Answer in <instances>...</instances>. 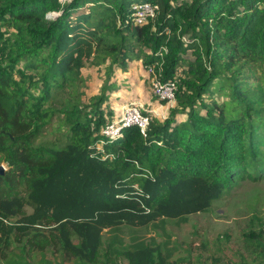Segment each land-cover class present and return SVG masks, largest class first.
Listing matches in <instances>:
<instances>
[{"label":"trees","instance_id":"obj_1","mask_svg":"<svg viewBox=\"0 0 264 264\" xmlns=\"http://www.w3.org/2000/svg\"><path fill=\"white\" fill-rule=\"evenodd\" d=\"M143 2L159 6L158 18L126 24ZM108 60V79L142 61L177 93L164 121L150 114L145 135L126 128L100 147L114 120L101 105L117 86L86 104L82 70ZM59 115L65 143L38 146ZM1 164L5 264H176L160 245L119 249L104 232L185 221L239 183L264 180V0H0ZM246 239L240 262L212 264H264V231Z\"/></svg>","mask_w":264,"mask_h":264},{"label":"rangeland","instance_id":"obj_2","mask_svg":"<svg viewBox=\"0 0 264 264\" xmlns=\"http://www.w3.org/2000/svg\"><path fill=\"white\" fill-rule=\"evenodd\" d=\"M55 17L52 16L50 20ZM82 34L83 32L79 36ZM70 40L69 46L76 45V33ZM86 49L87 53H92L91 48ZM146 53L150 54L149 51ZM109 64L110 60L102 66L85 61L82 74L87 86L84 88L86 96L83 102L88 104L91 97L99 98L105 94V87L111 82L117 89L114 94L107 93L109 100L101 105L105 113L109 107L116 118L121 114L122 107L129 103L148 107L147 103L154 97L148 84L150 75L144 63L142 61L131 63L127 73L115 67L111 78L108 79L106 67ZM62 97L67 98L68 95ZM159 102L161 105H157L156 111L151 114L164 121L171 106ZM62 119L63 116L59 115L46 126L37 142L38 146L53 142L65 143L67 129H59ZM178 119L182 120L183 117ZM102 145L101 143L100 147ZM27 212L31 213L32 209L28 207ZM261 229L264 231V180L259 183L251 181L239 183L227 200L215 202L207 213L191 215L185 221L162 219L143 228L123 226L118 230H106L103 240L119 249L141 244L160 245L165 253L170 255L169 261H176V264H187L191 260L200 264H212L214 259H221L222 262H240L242 256H247L246 250L249 247L246 234L251 230L259 233ZM14 247L15 250L21 246ZM39 258L38 255H33L31 261L37 263ZM47 258L51 261L61 259L59 252L55 250H49ZM180 259L184 261L181 262ZM0 264L5 263L0 260Z\"/></svg>","mask_w":264,"mask_h":264},{"label":"built area","instance_id":"obj_3","mask_svg":"<svg viewBox=\"0 0 264 264\" xmlns=\"http://www.w3.org/2000/svg\"><path fill=\"white\" fill-rule=\"evenodd\" d=\"M62 4L69 3V0H59ZM132 18L126 21V24L131 26H143L150 20H156L159 16V6L150 2L135 3L131 6ZM55 16V13H50L47 18L50 19ZM166 51V49H165ZM167 52V51H166ZM149 72V86L153 96L157 97L159 101H166V103L173 107L176 103L177 84L174 81L163 82L160 79L154 66L148 68ZM151 111L144 108V106L136 103H129L125 105L119 116L109 123L103 130L102 136L104 144L106 141H112L120 138L124 134V130L130 127H137L141 133L145 135L146 130L150 125Z\"/></svg>","mask_w":264,"mask_h":264},{"label":"crops","instance_id":"obj_4","mask_svg":"<svg viewBox=\"0 0 264 264\" xmlns=\"http://www.w3.org/2000/svg\"><path fill=\"white\" fill-rule=\"evenodd\" d=\"M152 94V93H151ZM154 104H156V105H154ZM125 105H127V104H125ZM124 105V106H125ZM157 105H161L160 104V102L158 101V100H154L152 97H151V100H149V102L147 103V106L148 107H146V109H148V110H150L151 112H155L156 110V107H157ZM123 106V107H124ZM122 107V108H123ZM145 108V107H144Z\"/></svg>","mask_w":264,"mask_h":264},{"label":"water","instance_id":"obj_5","mask_svg":"<svg viewBox=\"0 0 264 264\" xmlns=\"http://www.w3.org/2000/svg\"><path fill=\"white\" fill-rule=\"evenodd\" d=\"M6 172H7L6 166L4 164H1L0 165V178L4 177L6 175Z\"/></svg>","mask_w":264,"mask_h":264},{"label":"clouds","instance_id":"obj_6","mask_svg":"<svg viewBox=\"0 0 264 264\" xmlns=\"http://www.w3.org/2000/svg\"><path fill=\"white\" fill-rule=\"evenodd\" d=\"M69 1H70V0H69ZM66 4H67V3H66ZM49 14H50V13H49ZM57 14L60 15V13H55V16H56ZM47 15H48V14H47ZM59 15H58V16H59ZM55 16H54V17H55ZM46 18H47V16H46ZM55 18H57V17H55ZM55 18H53V19H55ZM47 19H48V18H47ZM50 19H51V18H50ZM50 19H48V20H50Z\"/></svg>","mask_w":264,"mask_h":264}]
</instances>
